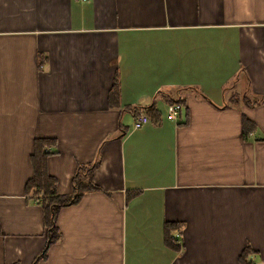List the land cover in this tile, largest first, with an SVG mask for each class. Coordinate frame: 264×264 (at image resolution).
Instances as JSON below:
<instances>
[{
  "label": "crops",
  "instance_id": "1",
  "mask_svg": "<svg viewBox=\"0 0 264 264\" xmlns=\"http://www.w3.org/2000/svg\"><path fill=\"white\" fill-rule=\"evenodd\" d=\"M232 83L264 96V0H0V264H264V102ZM35 138L57 194L97 161L50 243Z\"/></svg>",
  "mask_w": 264,
  "mask_h": 264
},
{
  "label": "trees",
  "instance_id": "2",
  "mask_svg": "<svg viewBox=\"0 0 264 264\" xmlns=\"http://www.w3.org/2000/svg\"><path fill=\"white\" fill-rule=\"evenodd\" d=\"M117 78L113 82L112 90H116L117 86ZM243 97L247 103L253 104L257 102H264V96L261 98H251L247 94H239L238 92H233L230 95V103H234L239 101V98ZM181 102V100L177 97L171 95V97L167 98V104L170 105L172 103ZM153 104H149L144 106L146 109L147 107H152ZM253 126V122L247 118L245 115L242 116V127H243V134H247ZM50 139L46 138H35L34 139V148L33 152L30 155V160L33 167V174L26 182L27 190H30L32 194L38 193L39 190H43L46 194V197L42 199L41 205L43 206L44 210V218H45V225H46V233H47V243L52 242L53 240L58 238V230L55 225V215L60 207L67 205L71 202L76 201L85 191L97 188V186L92 182L90 179L91 170H93L95 163L88 164L86 166H78L74 172L72 177L73 187L76 191L73 195H65V194H57L55 187L53 185L54 180L53 177L48 175L46 171V164L45 154L41 153L42 147L49 143ZM82 167V171L81 168ZM86 168V169H85ZM87 171H90L86 173ZM89 175V178L86 179L85 176ZM167 243L171 246L177 247L172 238V231L180 228L182 223L180 222H168L167 223ZM250 253H252V249L249 244H246L245 247L241 250L238 260L241 264H253L252 260L250 259ZM45 252L41 253L43 256Z\"/></svg>",
  "mask_w": 264,
  "mask_h": 264
},
{
  "label": "built area",
  "instance_id": "3",
  "mask_svg": "<svg viewBox=\"0 0 264 264\" xmlns=\"http://www.w3.org/2000/svg\"><path fill=\"white\" fill-rule=\"evenodd\" d=\"M180 108H181V103L179 102L168 105L167 111H168L169 117L173 119L176 118L177 113ZM148 119H149V116L147 113L145 112L138 113L133 120V124H132L133 128H138L142 126L144 123L148 121ZM44 151L48 153L50 152V149L48 147H45ZM31 196L33 197L36 203H41L42 199L46 197V194L43 192V190H39L38 193L32 194ZM179 230L180 228L174 233L173 238L175 242H177L178 244H181Z\"/></svg>",
  "mask_w": 264,
  "mask_h": 264
},
{
  "label": "rangeland",
  "instance_id": "4",
  "mask_svg": "<svg viewBox=\"0 0 264 264\" xmlns=\"http://www.w3.org/2000/svg\"><path fill=\"white\" fill-rule=\"evenodd\" d=\"M237 89V84L236 83H232L231 85H230V91H231V93L232 92H237V91H235ZM230 93V94H231ZM86 165H88L87 163L86 164H80V166H86ZM81 168V171H82V167H80ZM250 258H252V257H250Z\"/></svg>",
  "mask_w": 264,
  "mask_h": 264
}]
</instances>
